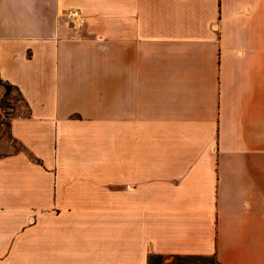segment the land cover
Here are the masks:
<instances>
[{
  "label": "crops",
  "instance_id": "obj_1",
  "mask_svg": "<svg viewBox=\"0 0 264 264\" xmlns=\"http://www.w3.org/2000/svg\"><path fill=\"white\" fill-rule=\"evenodd\" d=\"M0 75V264H264V0H0Z\"/></svg>",
  "mask_w": 264,
  "mask_h": 264
},
{
  "label": "rangeland",
  "instance_id": "obj_2",
  "mask_svg": "<svg viewBox=\"0 0 264 264\" xmlns=\"http://www.w3.org/2000/svg\"><path fill=\"white\" fill-rule=\"evenodd\" d=\"M27 107L18 91L0 87V154L7 155L22 150L10 134V122L15 114H27ZM168 259L167 262H170Z\"/></svg>",
  "mask_w": 264,
  "mask_h": 264
},
{
  "label": "trees",
  "instance_id": "obj_3",
  "mask_svg": "<svg viewBox=\"0 0 264 264\" xmlns=\"http://www.w3.org/2000/svg\"><path fill=\"white\" fill-rule=\"evenodd\" d=\"M1 86L5 87L8 91L12 89L18 91V89L15 86H13L7 81H4L0 75V87ZM167 260L168 259L163 256H151L149 259V264H220L215 257H205V256H173L170 262H167Z\"/></svg>",
  "mask_w": 264,
  "mask_h": 264
},
{
  "label": "built area",
  "instance_id": "obj_4",
  "mask_svg": "<svg viewBox=\"0 0 264 264\" xmlns=\"http://www.w3.org/2000/svg\"><path fill=\"white\" fill-rule=\"evenodd\" d=\"M66 18H67L69 24H71L73 26L81 27L84 24V18L82 16V14L77 10L70 11L66 15Z\"/></svg>",
  "mask_w": 264,
  "mask_h": 264
}]
</instances>
